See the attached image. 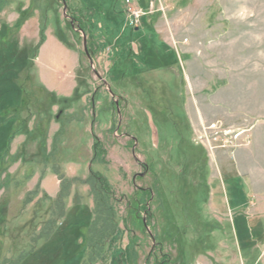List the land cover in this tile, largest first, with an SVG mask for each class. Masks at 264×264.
Masks as SVG:
<instances>
[{"label":"rangeland","instance_id":"rangeland-1","mask_svg":"<svg viewBox=\"0 0 264 264\" xmlns=\"http://www.w3.org/2000/svg\"><path fill=\"white\" fill-rule=\"evenodd\" d=\"M91 174L95 264H264V0H0V264H84Z\"/></svg>","mask_w":264,"mask_h":264},{"label":"trees","instance_id":"trees-1","mask_svg":"<svg viewBox=\"0 0 264 264\" xmlns=\"http://www.w3.org/2000/svg\"><path fill=\"white\" fill-rule=\"evenodd\" d=\"M55 173L58 175V172L55 171ZM59 180L63 181V177ZM87 180L85 182L92 181L91 190L95 197L94 218L85 228L82 227L84 230L79 229L83 238L82 248L88 250L84 264H95L103 257L110 240L118 231L119 216L116 207L117 199L109 181L98 174H91V178ZM52 224L57 225L58 221L55 220Z\"/></svg>","mask_w":264,"mask_h":264},{"label":"built area","instance_id":"built-area-1","mask_svg":"<svg viewBox=\"0 0 264 264\" xmlns=\"http://www.w3.org/2000/svg\"><path fill=\"white\" fill-rule=\"evenodd\" d=\"M127 1H129V0H127Z\"/></svg>","mask_w":264,"mask_h":264}]
</instances>
